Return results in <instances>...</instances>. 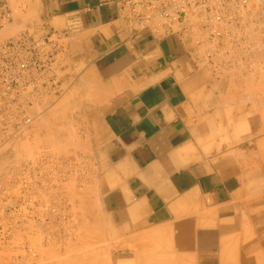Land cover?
<instances>
[{
	"label": "crops",
	"instance_id": "1",
	"mask_svg": "<svg viewBox=\"0 0 264 264\" xmlns=\"http://www.w3.org/2000/svg\"><path fill=\"white\" fill-rule=\"evenodd\" d=\"M29 3L34 15L27 26L42 23L48 33L68 28L53 35L62 83L93 91L103 146L97 150L92 141V151L105 158L103 207L116 236L126 242L181 220L191 245L180 248L204 255L197 264H264V234L246 246L233 245L240 235L234 213L238 167L211 165L190 150L191 114L199 112L201 94L211 85L201 84L188 46L172 35L128 38L110 0Z\"/></svg>",
	"mask_w": 264,
	"mask_h": 264
},
{
	"label": "built area",
	"instance_id": "2",
	"mask_svg": "<svg viewBox=\"0 0 264 264\" xmlns=\"http://www.w3.org/2000/svg\"><path fill=\"white\" fill-rule=\"evenodd\" d=\"M110 2L128 38L145 33L182 40L193 68L213 83L208 90H238L241 77L264 69V0ZM13 18L8 0H0V30ZM67 30L48 33L38 23L0 37V162L22 158L18 168L0 170V264H40L35 241L57 245L77 233L79 214L60 187L89 180L93 162L75 152L60 156L43 144L27 148L35 120L64 90L53 35ZM38 223L44 228L36 230Z\"/></svg>",
	"mask_w": 264,
	"mask_h": 264
},
{
	"label": "rangeland",
	"instance_id": "3",
	"mask_svg": "<svg viewBox=\"0 0 264 264\" xmlns=\"http://www.w3.org/2000/svg\"><path fill=\"white\" fill-rule=\"evenodd\" d=\"M8 2L14 10V18L0 30L2 38L17 34L27 26L28 20L34 15L30 0H8ZM207 79L208 77L202 73L201 84L203 86L210 84V88H213V83H208ZM238 85V90L222 92L207 90L205 94H201L203 105L199 112L191 114L193 140L190 150L197 153L195 159L207 158L211 165L238 167L239 189L234 213L239 225L240 238L235 239L234 243L246 246L262 239L264 234V167L262 166L264 69L256 75L241 77ZM63 88V92L52 98L45 111L35 120L31 145L27 148L43 144L60 156L70 152L82 157L87 156L93 162L92 168L88 169L92 173L89 180L79 182L72 180L64 188L79 214L75 237L60 245L42 246L39 241H35L39 263L119 264L122 261L127 264H151L153 261L152 264H197L201 260L205 262L202 254L194 251L182 252L180 247H190L191 236L183 237L182 224H178L179 222L159 224L143 231L141 236L131 237L130 241L126 242L124 238L116 236L117 233L115 234L103 207L106 193L103 181V173L106 170L105 158L102 152L92 151V141L97 150L103 146L102 138L98 134L99 112L98 109L91 108L95 99L93 91L69 89V83H63ZM198 97L194 98V101ZM5 165L7 161H1L0 170ZM155 228L169 231L165 233L169 238L164 239L166 237L163 236L162 230L161 232L157 230L156 233L159 235L155 234ZM120 249H127V252L119 251ZM134 249L138 251L140 257L137 255L134 257L136 252ZM236 253L234 256L237 255ZM179 256L180 259L182 258L180 262Z\"/></svg>",
	"mask_w": 264,
	"mask_h": 264
},
{
	"label": "bare ground",
	"instance_id": "4",
	"mask_svg": "<svg viewBox=\"0 0 264 264\" xmlns=\"http://www.w3.org/2000/svg\"><path fill=\"white\" fill-rule=\"evenodd\" d=\"M238 118V117H237ZM264 119V118H263ZM242 120H243V118H242ZM42 121V120H41ZM234 122V121H233ZM243 123V122H242ZM244 123H245V121H244ZM36 124V123H35ZM238 124V123H237ZM247 126V125H246ZM244 127V126H243ZM242 128V127H241ZM241 128H240V130H241ZM248 129V128H247ZM261 142V141H260ZM260 142H259V144H260ZM13 143H15V147L16 148H21L22 146V142L21 141H18V140H15V141H13ZM262 144V143H261ZM186 150V149H185ZM203 154V153H202ZM15 156H17V157H15L13 160H6L7 161V165H11V164H16L15 165V168H18V165H19V163H20V161H21V159L22 158H20V156L18 155V154H16ZM180 157V156H179ZM181 161H182V158H181ZM257 162V161H256ZM258 163H260L259 162V160H258ZM257 164V163H256ZM258 165V164H257ZM260 166V165H259ZM262 166L264 167V159L262 160ZM5 167H3L1 170H3ZM12 170H14V169H12ZM12 170H11V172H12ZM79 176V173L77 174V177ZM163 184V183H162ZM168 187V186H167ZM64 188L65 187H60V190H62L64 193H65V195H66V197L68 198V200L70 201V203H71V206L73 207V208H75L74 207V205L72 204V202H71V200H70V198H69V196L67 195V193L65 192V190H64ZM159 189V188H158ZM162 190V189H161ZM164 190V189H163ZM238 190V189H237ZM158 192V191H157ZM238 192V191H237ZM160 193V192H159ZM163 193V192H162ZM235 193V192H234ZM237 195V194H236ZM233 196H234V194H233ZM239 196V195H238ZM8 204V203H7ZM2 210H0V212H1ZM247 211V210H246ZM258 211V210H257ZM240 213V212H239ZM2 214V213H1ZM187 214V213H186ZM185 215V214H184ZM240 215H242V214H240ZM234 218V217H233ZM247 218H249V217H247ZM181 219V218H180ZM200 219V218H199ZM241 219H243V218H241ZM254 219V218H253ZM243 220H246L245 218L243 219ZM249 220V219H248ZM172 221V220H171ZM181 220H179V222H180ZM183 221V220H182ZM197 221V220H196ZM202 221V220H201ZM234 221V220H233ZM178 222V221H177ZM195 222V221H194ZM193 222V223H194ZM241 222H243V221H241ZM246 222V221H245ZM175 224H177V223H175ZM249 224H251V223H249ZM38 225H39V227L38 228H36V230H41L42 228H44V224L43 223H38ZM161 225V224H160ZM170 225V224H169ZM108 226V225H107ZM195 226V225H194ZM104 227H105V225H104ZM157 228H159V227H157ZM162 228V227H161ZM244 228V227H243ZM155 230H156V228H155ZM157 230H159L160 232H161V230L162 231H164V234H163V236H165V233H166V229L164 230V229H157ZM157 230L154 232L155 234H157V235H159L158 233H156L157 232ZM253 230V229H252ZM89 231V230H88ZM167 232H169V231H167ZM249 232V231H248ZM253 232V231H252ZM93 233V232H92ZM107 234V233H106ZM169 234V233H168ZM170 235V234H169ZM102 236H103V234H102ZM240 236V235H239ZM92 237V236H91ZM157 237H159V236H157ZM166 238H164V239H167V237L168 236H165ZM194 237V236H193ZM160 238H161V236H160ZM169 238V237H168ZM185 238V237H184ZM240 238V237H239ZM82 239V238H81ZM228 239V238H227ZM226 239V240H227ZM102 240V239H101ZM226 240L224 239V243L223 244H225V243H227L226 242ZM229 240V239H228ZM227 240V241H228ZM245 240V239H244ZM74 241H75V239H74ZM239 241V240H238ZM104 242V241H103ZM62 244V243H61ZM237 244V243H236ZM236 244H233V245H236ZM60 245V244H59ZM107 246V245H106ZM106 246H105V248H106ZM219 246H220V244H219ZM224 246V245H223ZM232 246V245H231ZM236 247H238L237 245H236ZM104 248V250H106ZM113 248V247H112ZM221 248L222 249H224V247H222L221 246ZM232 247H230V249H231ZM260 248V247H259ZM234 249V248H233ZM236 249V248H235ZM175 250V249H174ZM103 252V251H102ZM177 252H179V251H177ZM177 252H175V253H177ZM235 252V251H234ZM178 255H179V253H177ZM135 255H137L138 257H140L139 256V254L137 253V254H134V257H135ZM94 256V255H93ZM143 256V255H142ZM160 256V255H159ZM162 256H164V255H162ZM181 256V255H180ZM180 256H179V259H180ZM96 257V256H95ZM137 257V258H138ZM178 257V256H177ZM184 257V256H183ZM136 258V259H137ZM185 258V257H184ZM99 259V258H98ZM107 259H109V258H107ZM135 259V258H134ZM158 259H160V258H158ZM163 259V258H162ZM165 259V258H164ZM166 259H168V258H166ZM178 259V260H179ZM182 259V258H181ZM179 260V262L180 261H182V260ZM193 259H194V257H193ZM155 260V259H154ZM185 260H186V258H185ZM102 261V260H101ZM100 261V262H101ZM108 261V260H107ZM107 261H105V263H107ZM138 261V260H137ZM160 261V260H159ZM161 261H163V260H161ZM170 261V260H169ZM95 262V261H94ZM96 262H97V260H96ZM122 261H120V263L119 264H123V262L121 263ZM149 262V261H148ZM147 262V263H148ZM153 262V261H152ZM152 262H151V264H152ZM157 263H158V261H156ZM176 262V261H175ZM184 262V261H183ZM182 262V263H183ZM194 262V261H193ZM139 263V262H138ZM184 263H186V262H184ZM103 264V263H102ZM107 264H109V262L107 263ZM141 264V263H140ZM160 264V263H159ZM162 264V263H161ZM166 264V263H165Z\"/></svg>",
	"mask_w": 264,
	"mask_h": 264
}]
</instances>
